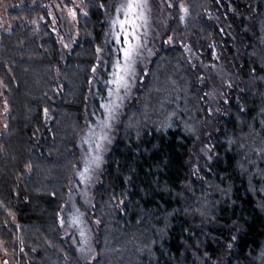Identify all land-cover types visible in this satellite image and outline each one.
I'll use <instances>...</instances> for the list:
<instances>
[{
  "label": "trees",
  "instance_id": "1",
  "mask_svg": "<svg viewBox=\"0 0 264 264\" xmlns=\"http://www.w3.org/2000/svg\"><path fill=\"white\" fill-rule=\"evenodd\" d=\"M115 1L87 0L81 37L67 54L41 1L9 12L13 27L0 40L10 111L0 138V245L18 264H75L60 215L87 113L107 98ZM170 31L208 63L209 45L219 43L223 66L236 72L234 90L226 96L207 63L195 59L192 70L178 45L154 59L144 102L126 112L96 193L94 264H264V0H177ZM212 88L228 103L221 101L211 158L196 178L191 158Z\"/></svg>",
  "mask_w": 264,
  "mask_h": 264
},
{
  "label": "rangeland",
  "instance_id": "2",
  "mask_svg": "<svg viewBox=\"0 0 264 264\" xmlns=\"http://www.w3.org/2000/svg\"><path fill=\"white\" fill-rule=\"evenodd\" d=\"M37 1H41L48 9L51 27L62 51L65 54L70 53L81 37L78 25L80 17L88 14L87 0H0V40L2 34L9 33L13 27L9 20V12L26 4L33 5ZM128 2L129 0H116L114 4L108 34L109 41L113 43L115 58L110 79L107 82V85L109 84L107 98L100 103L98 109L95 110L92 107L87 113L84 132L79 142L80 159L74 169L68 200L60 215L63 239L75 256V264H94L98 258L100 223L94 215L96 193L104 176L108 157L119 139L126 112L131 107L140 108L144 102L142 95L148 85L150 68L159 53L165 48L178 45L186 51L190 65L193 66L192 70L197 67L195 59L200 61L199 64L207 63L206 66H211L217 74V81L225 84L227 88L225 95L228 96L234 90L233 80H236V72H232L231 67L223 66L219 43L213 42L209 45L213 50L214 62L208 63L203 61L202 55H199L202 51L198 52V47H194L196 53L191 54V44L178 40L171 33L170 26L177 0H138L144 6L139 8L138 15L134 16L125 15V6ZM184 9H186L185 5H182L181 10L185 20L187 11ZM125 20H134L135 28L130 24H125L122 29L121 22ZM133 31L135 38L129 35L128 39L131 43L140 45L139 55L136 57L134 73L128 78L127 89H121L117 94L115 86L109 82L113 78L112 74L119 71L115 66L116 62L120 61L121 66L123 65L122 49L127 46L124 43L125 33ZM98 50L100 63L97 66V73H100L105 57V47H99ZM219 86L223 87L222 84ZM110 89L113 91L112 96H109ZM218 91L214 88L210 91L208 116L204 121L205 133L192 153L191 165L196 178H201L202 170L211 158V130L221 119V101L228 103L227 98H220L223 92ZM109 102L118 104L110 119L101 107ZM9 113V107L0 89V138L8 129ZM101 137L106 138L101 139ZM97 156L99 157L98 166L91 163L92 159ZM86 162L92 170L85 174L86 178L82 179L81 173L84 172ZM77 218L78 221L73 222ZM0 264H18L13 253L4 244L0 245Z\"/></svg>",
  "mask_w": 264,
  "mask_h": 264
},
{
  "label": "snow or ice",
  "instance_id": "3",
  "mask_svg": "<svg viewBox=\"0 0 264 264\" xmlns=\"http://www.w3.org/2000/svg\"><path fill=\"white\" fill-rule=\"evenodd\" d=\"M144 5L142 3H139L138 0H129L127 5L125 6V15L126 16H134L138 15L137 10L139 8H142ZM184 11H187L184 9ZM74 14V13H73ZM125 24L132 25L133 28H135V22L134 20H125L121 22V28L123 29ZM131 35L133 38H135L134 31L131 33H125V39L124 43L127 45L124 49H122L123 54V65L121 66L120 61L116 62V67L119 69V71L114 72L112 74V80L109 82L112 85L115 86V92L118 94L121 89H127L128 87V78L134 73V66L136 63V57L139 55V48L140 45L133 44L128 39V36ZM119 39V37L117 38ZM95 71V69H93ZM113 95L112 89L109 90V96ZM102 108H104L105 112L107 113L109 119L112 117V113L114 110L118 107V104H115L113 102H109L107 104L101 105ZM106 127L108 125H105ZM106 137H101V139H105ZM99 147V145H97ZM99 157H94L91 161L92 164H96L98 166ZM91 166L88 162L85 164L84 172L81 173V178L84 179L85 174L89 173L91 171ZM78 218L74 220L73 222H77ZM83 235V233H81Z\"/></svg>",
  "mask_w": 264,
  "mask_h": 264
}]
</instances>
